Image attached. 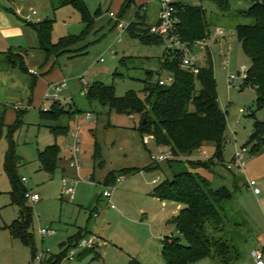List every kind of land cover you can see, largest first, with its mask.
<instances>
[{
	"label": "rangeland",
	"instance_id": "obj_1",
	"mask_svg": "<svg viewBox=\"0 0 264 264\" xmlns=\"http://www.w3.org/2000/svg\"><path fill=\"white\" fill-rule=\"evenodd\" d=\"M84 1L92 18L90 26L71 5L56 11L49 0L39 5L34 1L23 5L30 11L28 15L54 20V43L69 34L79 35L86 30L88 34L66 53L52 56L45 65L46 53L39 45L27 48L24 58L30 73L17 65L0 70V122L4 123L0 134V264H38L31 257L30 248L12 237L8 227L20 212L19 206L12 203L3 161L10 129L19 116L22 123L13 133L21 156L18 172L27 178L26 187L41 197L36 202L28 200L32 205L30 230L37 252L49 249L50 255L58 254L61 244L81 230L86 233L82 238H99L96 247L99 256L78 255L67 259L65 264H129L131 257L144 264H166L161 253L162 238L180 235L168 223L177 213L178 204L153 195L157 185L173 176L167 161L170 149L160 145L153 134L139 130L140 116L119 113L85 92L86 87L88 91L90 85L101 82L114 87L117 96L133 90L144 98V80L149 73L152 81L167 75L160 69L165 43H144L123 28L136 19L137 11L145 16L146 25L157 23L160 0H135L121 18L118 15L124 0ZM228 1L230 7L222 9L214 0H187L205 10L208 30L213 36L208 42L218 102L227 116L224 159L216 160L213 170L203 167L192 170L205 175L214 187L226 186L233 193L224 204L228 213L225 229L217 236L238 249L239 258L233 264H256L253 251L264 250V152L246 155L245 174L230 169L229 164L235 150L249 139L255 120L264 119V108L257 106L252 86H244L240 78L233 83L229 81V74L237 73L241 65L250 66L236 25L251 23L253 19L243 13L249 2ZM218 28L224 31L223 36L216 34ZM209 51H202L200 65H206ZM123 58L125 63L120 62ZM55 103L64 112L56 118L43 116L42 112L51 111ZM59 127L68 130L57 134ZM55 143L60 148L55 170L41 169L39 153ZM215 151L214 143L207 142L190 159L206 161ZM130 168L139 170L122 173V169ZM110 172H115L117 180L112 184V197H105L103 192L110 186L105 181ZM247 179L257 181L261 189L259 199ZM71 182H75L73 197L65 192ZM43 228L49 229L45 235ZM76 246L78 252L83 251ZM39 264H47V260ZM194 264L220 263L205 258Z\"/></svg>",
	"mask_w": 264,
	"mask_h": 264
},
{
	"label": "trees",
	"instance_id": "obj_2",
	"mask_svg": "<svg viewBox=\"0 0 264 264\" xmlns=\"http://www.w3.org/2000/svg\"><path fill=\"white\" fill-rule=\"evenodd\" d=\"M50 1L54 11L71 5L81 13L84 22L89 26L92 24V18L84 0ZM214 1L222 9L230 7L228 0ZM245 1L250 5L243 13L252 18L253 22L236 25V33L242 49L251 60L243 85L252 86L256 90L257 106L264 108V0ZM134 2L135 0L123 1L119 18ZM175 4L179 9L180 17L176 32L181 40L194 42L209 37V25L205 10L201 6L191 5L187 0H176ZM27 24L36 31L39 48L46 53L43 65L51 56L66 53L70 46L80 43L88 34L87 30L79 35L69 34L62 36L54 43L52 41L53 19L45 18ZM149 28L150 26L146 25L145 16L140 11H137L136 19L125 27L132 36L140 37L144 43L164 44V38L151 33ZM5 56L8 58H4L3 61L7 65L12 67L17 65L29 72L21 51H10ZM179 58L178 52L165 49L160 59V69L161 72H172L175 80L170 85H161L159 78L152 81V75L149 73L144 80V98L133 90L128 91L124 96H117L114 87L101 82L90 85L87 95L102 104L109 105L111 109L119 113L140 116L139 130L153 134L160 145L170 149L171 157L167 158V161L173 176L157 185L153 192V195L161 201L178 204L177 213L168 219V223L174 225L180 235L172 234L162 238L161 253L166 264H194L205 258H214L220 264H233L239 258L238 249L227 239L217 236V233L225 229L228 213L224 204L232 198L233 193L226 186L214 187L205 175L192 170L199 167L213 170L216 160L224 159L227 116L218 102L219 94L212 54L209 52L206 65L200 69L199 73L183 69ZM3 61L0 60V65ZM120 62L125 63V58ZM33 80L35 81V77ZM63 112V108L55 103L51 111H43L42 114L45 117L56 118ZM21 123L19 116L10 129L9 146L4 157V170L11 184L12 203L19 206L20 212L19 217L8 227L12 237L19 238L30 248L34 261L38 252L30 230L32 205L28 203L25 196L29 189L18 172L21 157L17 153L13 138L14 131ZM3 124L1 121L0 134ZM67 130L59 127L56 132L62 134ZM207 142L214 143L215 154L206 161L190 159V156ZM243 146L249 147L251 154L264 152V119L255 120L254 130ZM59 154L58 144L48 145L39 153L41 169L53 172L57 166ZM182 155L185 158L181 157ZM138 170V168L122 169V173L126 175ZM116 180L115 172H110L105 182L112 185L116 183ZM85 235L84 231L78 230L70 236L61 244L60 253L45 258L47 264H60L70 248L76 246ZM92 253L95 254V258L99 256L96 249L85 248L79 253V258ZM129 264L144 263L131 257Z\"/></svg>",
	"mask_w": 264,
	"mask_h": 264
},
{
	"label": "built area",
	"instance_id": "obj_3",
	"mask_svg": "<svg viewBox=\"0 0 264 264\" xmlns=\"http://www.w3.org/2000/svg\"><path fill=\"white\" fill-rule=\"evenodd\" d=\"M176 0H160V9L158 14L157 23L150 25V32L161 35L164 38V43L167 51H176L179 53V59L181 61V67L183 69L189 70L193 73H199L200 69L203 67L200 65V59L202 58V51L208 49L209 51V42L208 38L213 37L209 35V37L198 39L194 42L183 41L177 34V25L180 22L179 17V9L175 4ZM111 16H115L114 12L110 13ZM216 34L219 36L224 35V31L220 28L216 30ZM210 52V51H209ZM226 66L224 65V68ZM247 70L248 68L245 65H241L237 73L229 74V81L233 83L235 79L240 78L244 83L247 78ZM166 76H159V83L161 85H170L174 82L175 77L172 72L166 71ZM242 83V84H243ZM64 86L65 83H62ZM85 92H87V87L85 88ZM88 116L91 117V113H88ZM249 153V147L242 146L241 148H237L233 153L232 162L229 164V168L234 171H242L244 174L246 173V155ZM72 166H75L72 163ZM80 166H77L79 169ZM22 181L27 182L26 177H22ZM248 186L253 190L256 195L261 194V189L258 187V183L255 179H247ZM64 184L67 185V181L64 180ZM113 185L109 186V189L103 192L105 197H112L113 194ZM65 192L70 194L71 197L75 194V182H71L68 187H65ZM26 198L30 202H36L40 200V195L38 192H32L28 190L25 194ZM49 232V229L43 228L42 234L45 235ZM95 236H92L90 239L82 238L77 245H79L83 250L85 248H94L97 247V240ZM77 246L72 247L68 253L65 255L60 264H65L67 259L76 258L80 252L77 251ZM50 256L49 249L46 251L38 252L35 256V262L41 263L45 258L47 259ZM253 256L256 259L257 264H264L262 261L263 253L260 250L253 251Z\"/></svg>",
	"mask_w": 264,
	"mask_h": 264
},
{
	"label": "crops",
	"instance_id": "obj_4",
	"mask_svg": "<svg viewBox=\"0 0 264 264\" xmlns=\"http://www.w3.org/2000/svg\"><path fill=\"white\" fill-rule=\"evenodd\" d=\"M33 1L39 5L41 3H44L46 0H0V60L3 61V58L5 57L7 52L21 51V53L24 54V52L27 51L26 50L27 48L29 47L35 48L36 45H39L36 31L27 23L38 22L43 19L41 18V16L35 18L31 15H28L27 13L30 11H26V9L23 7V5ZM35 15H37V12ZM123 28L125 29V26H123ZM50 59L48 60V62L50 61ZM3 63L0 65V70H4L8 67H11L10 65H7V63L5 65ZM3 168H4V161H3ZM10 191H11V184H10ZM255 196L256 198L259 199L261 194L260 195L255 194ZM262 261L264 263V253H263ZM255 263H256V259H255Z\"/></svg>",
	"mask_w": 264,
	"mask_h": 264
},
{
	"label": "water",
	"instance_id": "obj_5",
	"mask_svg": "<svg viewBox=\"0 0 264 264\" xmlns=\"http://www.w3.org/2000/svg\"><path fill=\"white\" fill-rule=\"evenodd\" d=\"M145 122V121H144Z\"/></svg>",
	"mask_w": 264,
	"mask_h": 264
}]
</instances>
